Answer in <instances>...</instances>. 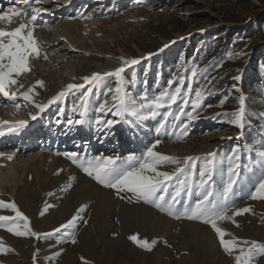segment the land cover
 <instances>
[{"label": "rangeland", "instance_id": "obj_1", "mask_svg": "<svg viewBox=\"0 0 264 264\" xmlns=\"http://www.w3.org/2000/svg\"><path fill=\"white\" fill-rule=\"evenodd\" d=\"M39 1L36 7L45 11L34 22L36 25L42 21H58V15L70 16V7L76 6H68L69 0ZM82 2L86 6L81 13L94 5V15L105 14L104 22H96L91 33L85 31L84 45L78 41L82 53L94 55H84L85 66L79 70L73 66L77 60L67 56L66 60L58 63L56 71L62 70L63 76L70 72L83 75L93 71L98 61L105 64L110 58L126 56L140 61L128 66L121 74V95L126 94L128 101H135L138 106L150 103L166 90L171 93L180 87L181 92L174 103L155 109V116L150 114V108L142 110L144 118L155 117V130L159 128L157 134L149 135L143 130L142 119L128 113L123 118L113 115L114 105L118 103L114 98L116 77H104L98 86L86 85L85 88L68 91L43 112L34 109L29 113L25 102L21 101V94L35 86L31 97L41 91L35 99L42 105L46 99L56 97L62 91L58 86L62 87L64 77L52 72L46 81L47 70H34L31 66L28 73L21 74L14 88L23 115L10 119L2 113L0 121H7L9 125L20 120L28 123L11 133L5 126L6 134L0 136V141L15 137L19 144L14 149L25 148L22 159L37 153L41 139L36 135L32 143L30 134L42 126L56 124L57 130L68 128V136L73 130L78 135H93L98 141L82 140L87 144L76 142L77 148H74L75 143L70 149L63 148L62 140L57 145L54 141L53 147L46 150L54 157L50 169L43 166L38 167V171L27 169L16 189L18 191L25 186L29 195L34 197L31 195L18 208L30 222L33 219L31 229L40 237L7 235L6 228H0V238L6 248L10 236L26 245L21 252L14 249L15 253H0V264H29L21 260L28 257L32 258L30 264H235L234 257L239 254V249L228 255L210 225L199 220L175 219L143 201L129 203L120 199L114 189L97 183L63 153L75 152L86 159L98 155L101 158L119 157L117 163H120L129 155L143 158L147 148L160 141L153 151L180 161L187 157L198 158L187 166L181 164L185 167V173L179 175V179L185 181L183 187L176 178L168 182L169 198L177 188H181L178 203L172 209L179 214L185 205L194 206L201 198L199 173L207 162V154L214 152L215 167L206 186L213 192L210 198L213 203H223L221 196L228 181V169L238 166L235 167L237 182L228 201L230 211L227 215L231 218L218 221L217 226L231 234L225 236L226 240L237 238L264 244V199L250 198L259 181L264 179V156L260 155L264 153V0ZM1 4L0 14L12 7L27 12L25 18L20 16L24 18L22 21L19 16H13L10 24L5 22L7 20L0 21V27L7 28L6 31L14 30L31 18L30 10H24L17 0ZM34 37H38L36 32ZM193 68L196 69L195 76ZM37 81H43V85H37ZM19 84L24 87L20 88ZM108 88L113 91L108 92ZM198 90L202 95L195 103ZM86 92L85 122L76 124L75 121L81 118L80 110L73 111V108L81 104ZM241 97L244 100L243 128L231 122L233 116L225 115L239 110ZM3 100L0 102L5 108ZM100 104L106 105L102 112L97 111ZM189 114L195 119L189 120ZM31 116H36V119H31ZM97 116L104 121L118 122L98 129L94 123ZM69 120L73 123L70 124ZM184 125H187L186 130ZM124 131L126 140L122 137ZM234 149H238V153L234 154ZM6 165L0 169L5 173L0 175V201L8 203L6 190L12 185L18 170ZM176 167L175 164H164L159 171L173 172ZM105 199L112 200L113 205L104 207ZM83 205L87 207L78 218L69 227L61 228L77 215ZM244 208L251 211L232 215L236 209ZM0 216L15 218V213L0 208ZM13 223L15 219L6 222L11 226ZM23 223L19 221L21 230ZM58 228L60 231H55ZM137 233L138 240L149 243L150 251L129 239ZM73 236L76 243H72ZM251 264H264V255L255 257Z\"/></svg>", "mask_w": 264, "mask_h": 264}, {"label": "snow or ice", "instance_id": "obj_2", "mask_svg": "<svg viewBox=\"0 0 264 264\" xmlns=\"http://www.w3.org/2000/svg\"><path fill=\"white\" fill-rule=\"evenodd\" d=\"M19 3V0H17ZM31 2L39 3V0H31ZM141 0H137V3ZM23 4L30 6V0H23ZM45 11L42 8L32 7L31 18L25 22L21 23L19 27L15 28L12 31H3L0 30V97L6 98L9 102L12 103V106L16 109H20L21 104L17 102V94L15 92L9 91V86L17 85L18 78L21 74L28 73L31 68L29 64L30 58H38L41 56V49L38 46V41L34 38L33 29L35 27L34 22L37 20L38 16ZM12 14H19L17 8H9L7 11H4L3 14H0V21L11 20ZM91 19V17H87ZM164 47H168L165 45ZM163 49H161L162 51ZM44 59L47 60V54L44 53ZM151 55V54H149ZM140 61L137 59L123 60L122 66L117 67L112 71L101 73H92L91 76L83 77V84L69 83L65 90L57 94L56 97H53L48 104L39 105L36 104L35 107L39 108L40 112H43L50 104L54 103L56 100L65 96L68 91L79 90L85 88L86 85H100L103 82L104 77H116L117 78V88L115 90V99L118 101L114 105L115 112L113 115L123 118L125 113H128L132 116H136L140 119H143L142 110L145 108H150V114L152 116L157 115L155 109L165 107L170 105L177 100L178 94L181 92V88L177 87L175 92L163 91L157 95L150 103L139 104L137 106L135 101H128L126 99V94L121 95V74L125 71L127 65H135ZM192 74L195 76L196 69H192ZM239 79V77H236ZM171 83V81L169 82ZM37 85L42 86L43 81H37ZM20 88H23V84H19ZM34 87H29L25 92H23L22 98L24 101L31 100V93L34 90ZM88 91H91L89 88ZM108 92H112L111 88L107 89ZM202 92L196 91L195 96L198 98L195 103L199 102ZM143 99H147L144 97ZM87 105V92L84 94V98L81 100L79 106H74L73 111L80 110V119L76 120V124H82L85 122V113ZM106 105L100 104L97 111H104ZM63 111V110H61ZM112 111V109H108ZM168 114H166L167 116ZM231 115L234 119L231 121L233 124L237 125L240 128L244 126V100L243 97L240 98V108L238 111L225 114ZM189 120L195 119L192 114L188 115ZM31 119L35 120L36 116H31ZM118 121L114 120H102L97 116L94 123L97 125L98 129L104 126H112ZM28 123L27 120L17 121L15 124L9 125L7 121H0V136H4L5 126H7V132H17L20 128H23ZM69 123L73 121L69 120ZM163 127V124L160 125ZM187 125H184L186 130ZM159 131V128L157 129ZM160 141H156L151 147H148L143 158H137L134 155H129L127 160L120 161L119 157H95V158H82L79 157L78 153L75 152H65L63 155L71 160L73 164L78 165L82 171L87 174L89 177L94 179L97 183L101 184L105 188L114 189L117 196L120 199H125L129 203H139L143 201L147 204H152L160 211L167 212L168 215L173 216L175 219H188V220H199L204 224L210 225L216 232L220 244L224 251L228 255H233L234 250L239 249V254L235 255V264H251L253 259L259 255H264V244L258 241H240L237 238L231 240H226L225 236L231 235L230 233L225 232L220 227L217 226L218 221L225 219H230L227 214L230 211L229 206V197L232 193L233 186L236 184L237 173L235 167H229L228 169V181L226 186L223 189L221 199L222 204L213 203L210 199L213 197V192L208 190L206 187L208 182L212 179L213 169L215 167V156L216 153L210 152L207 154V162L204 164L203 168L200 170V183L199 188L201 190V198L197 200L194 206H184V210L179 214L175 213L172 209L175 203H178L177 197L180 196L181 188H177L174 194L170 195L168 192V182L172 181L173 178H176L179 181L181 187L185 184L184 180L179 179V175L185 173V167H182L181 164L187 166L190 161H193L198 158L187 157L183 161L177 160L173 157L162 155L158 152L153 151V148ZM238 153V149H234V154ZM4 153H0V156H3ZM264 156V153H260ZM9 160L13 159V155H8ZM231 163V157H229ZM222 163V162H221ZM164 164H175L177 167L173 172L159 171V167ZM194 168L195 165L192 164ZM74 179V178H71ZM68 187H71L69 184ZM67 190V189H64ZM121 193H131V196H121ZM251 199H264V179H261L256 187V190L252 193ZM47 207V206H46ZM86 205L81 206L77 211V215L69 220L67 224L61 225V228L69 227L79 216V213L86 209ZM0 208L10 209L15 213V218L8 216H0V228H6L7 231L16 235V236H34L39 238L40 234L34 232L30 227V221L22 212L19 211L18 206L14 202H4L0 201ZM250 208L236 209L232 212V215H241L243 213L250 212ZM44 212H41L43 215ZM15 223L12 226H7L6 222L13 221ZM19 221H23L22 230ZM87 224V221H84ZM55 231L59 232L60 229ZM50 235V234H46ZM138 233L129 237V239L137 243L141 248L150 251L151 246L145 240L141 242L138 240ZM72 243H76L75 237L72 238ZM153 244L155 241L152 242ZM4 246L2 238H0V253L10 251Z\"/></svg>", "mask_w": 264, "mask_h": 264}, {"label": "bare ground", "instance_id": "obj_3", "mask_svg": "<svg viewBox=\"0 0 264 264\" xmlns=\"http://www.w3.org/2000/svg\"><path fill=\"white\" fill-rule=\"evenodd\" d=\"M7 1L8 0H0V7L2 5L1 4L2 2L5 3ZM69 1H71V2H69ZM69 1H68L69 2L68 6H71L72 4L73 5L76 4V6L74 8L70 7V9H72V11H71L72 13L70 14V16L58 15V17H57L59 19L58 21H56V20L42 21L38 25H36L34 23L35 27L33 29V32L34 33L36 32V34L38 36V37H34V38L38 41V46L41 49L42 54L38 58H35V59L30 58V60H29L33 63L30 66L34 67L33 68L34 70L35 69H39L42 71L47 70V72H46L47 76H45L46 81H48L49 77H51L52 72L57 73L60 77H64L62 87L58 86V88L62 91L66 89V87L69 83L83 84L84 81L82 78L85 76H91L92 73H105V72L112 71L117 67H121L122 66V59L123 60H131L129 57L121 56V58H110L106 61L105 64H101V62L98 61L95 63V68L93 69V71L86 72L83 75L77 74L76 72H74V73L70 72L69 74L66 73L65 76H63L64 73L62 70L56 71L57 68L59 67L58 63H61V61L66 60L67 56H70L71 59H73V60H77L75 65L73 64V66H75V69L78 68V70H79V67L83 68L85 66V58L83 56L84 55H92L93 56L94 54H88L84 51L82 53V51H80L81 48L79 46V42L81 45H84V43L86 42V39H84L85 31H90V33H91V30H92V28L96 22L102 23L105 21V19H104L105 14L94 15L95 14L94 10L96 8L94 5L92 6V8L88 9V11L86 9L87 12L84 11L85 13H83V12L81 13L82 9L86 6V4L84 2H82V0H69ZM18 4H22L23 9L28 8L30 10V11H28V13L31 14L32 13V7H36L38 3H34V2L30 1V6H26L23 4V1H20ZM18 13L19 14H12L11 13L10 14L11 20L10 21L7 20L5 22L6 23L11 22L13 20L12 19L13 16H15V17L16 16L17 17L22 16L25 18L26 14H27V12H20V11H18ZM87 17H91V19H89ZM24 18H21V21ZM6 29L7 28H1L0 27V30H3V31H6ZM79 52H81V53H79ZM44 53L47 54V57H48L47 60L44 59V55H43ZM142 56L140 58H142ZM107 58H109V57H107ZM65 62H67V61H65ZM128 66H130V65L124 66L125 69L128 68ZM15 86L16 85L10 86L9 91L15 92V88H14ZM41 93H42L41 91H38L36 94H34V97H31L30 101H24L23 99H21V101L25 102L26 109L29 113H32L34 109L39 110V108L35 107V105L36 104L41 105L39 102L40 100L39 101L36 100L35 97L40 95ZM53 97L46 99V101L42 105L48 104V102ZM2 99H3V97H0V100H2ZM1 102H0V114L4 113L6 115V117L10 118V119H17L23 115V111L14 108L12 106V103L9 102L6 98H4V100H3V102L6 103V105H5L6 109L2 107ZM3 109H5V110H3ZM13 114H15V115L13 116ZM155 121H156L155 117L142 119L143 130H145L146 133H149V135L157 134V130H155V126H154ZM55 125L56 124H52L51 126L48 125L45 127L42 126L41 128H37L36 130H34L33 133L30 134L32 136V137L30 136V138H32V140H31L32 143H34V137L36 135L38 136V139L40 138L41 140L39 142L38 148H36L37 153L30 154L29 156L26 157V159H22L25 148L23 149V147H22V149H20V150L18 149L17 151L14 149V147H18V144H19V143L17 144V139H15V137H12L9 140L0 141V153H4L3 156H0V169L2 168L1 167L2 165L7 164L6 165L7 168L12 169L13 167H17V170H18V171L16 170L17 172H15L16 176H14L12 185L9 188H7V190L5 189L6 193H7V196L5 198L6 201L14 202L17 206L20 205V207H21L22 203L26 202V200H29L31 198L32 194L29 195L30 193L25 188V186L20 185L21 188L20 189L18 188V191H17L16 188H17L18 182L21 180V178L24 176L25 172L29 168H32L33 170H35L38 167L43 166V167H47L48 169H50L49 165L53 164L54 157L50 153H48V151L46 152V150L49 147H53L54 141L56 142V145H57L58 141L62 140V143L65 144V146L63 148H69V149L76 142H79V144H82L81 142H83V144H87V142L82 141V140L88 139L91 141L90 143H92V142L95 143L98 141V140H96L95 136H93V135H84V134L78 135V133L74 132L73 130L70 131V136H68L69 132H66V131H68V128H66L65 130H63V129L57 130V126H55ZM63 134H64V136H63ZM65 134H67V135H65ZM122 137L124 138L123 140H126L127 137H126L125 131L122 132ZM77 145L78 144L76 143L74 148H77ZM8 155H13V159L9 160L7 158ZM37 171H38V169H37ZM1 174H5V173L0 172V175ZM1 198H2V196H1ZM111 202H112V200L111 201L106 200L105 202H103L104 207L108 208L111 205H113V203L111 204ZM28 203H29V201H28ZM58 212L61 213L62 211H58ZM32 223H33V219L30 222L31 228H32ZM7 226H11V225H7ZM7 235H14V234L7 231ZM4 239H6V238H4ZM6 246H8L7 247L8 249H11L10 252L15 253L14 249L21 252V251H23V248L26 245L24 243H22V241L20 242L18 238H14V237L10 236L9 242ZM21 260L24 263L27 261L30 263L32 262L31 257H28L27 260H26V258L21 259Z\"/></svg>", "mask_w": 264, "mask_h": 264}]
</instances>
